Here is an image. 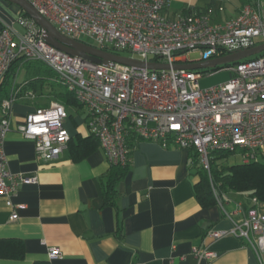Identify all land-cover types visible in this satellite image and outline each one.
<instances>
[{
	"label": "built area",
	"instance_id": "obj_1",
	"mask_svg": "<svg viewBox=\"0 0 264 264\" xmlns=\"http://www.w3.org/2000/svg\"><path fill=\"white\" fill-rule=\"evenodd\" d=\"M27 1L70 39L117 55L129 52L134 56L128 58L142 62L169 65V70L151 71L118 63L102 65L70 55L49 45L43 30L23 15L0 28V83L18 60L44 65L54 74L53 81L81 105L88 134L97 139L109 164L130 162L131 140L133 144L144 141L164 148L193 149L207 171L213 152L240 153L245 162L264 154V52L219 69H172L173 65L203 62L263 44L260 2L245 5L235 17L216 24L207 13L197 11L166 17L168 0ZM191 53H198V59L188 61ZM217 70L229 72L230 78L201 88L199 80ZM19 94L20 89L13 86L0 102V198L12 209L11 221L18 217L19 206L12 199L19 187L37 181L35 176L10 172L4 152L12 106ZM25 95L35 98L31 91ZM66 118L65 107L49 101L28 113L16 132L32 140L37 155L51 163L71 140L64 126ZM211 186L217 206L231 226L210 230L206 236L240 239L262 264L264 213L256 209L245 213L242 206L228 211L216 187ZM193 254L207 261L218 256L204 248L194 249ZM60 255L58 249L50 248L47 256L55 260Z\"/></svg>",
	"mask_w": 264,
	"mask_h": 264
},
{
	"label": "crops",
	"instance_id": "obj_2",
	"mask_svg": "<svg viewBox=\"0 0 264 264\" xmlns=\"http://www.w3.org/2000/svg\"><path fill=\"white\" fill-rule=\"evenodd\" d=\"M168 2L166 17L206 11L216 24L243 8L240 0ZM259 8L264 16V0ZM20 13L16 5L0 0V28ZM45 70L34 62H22L13 79L20 94L3 143L7 166L13 174L35 176L37 181L21 185L13 197V204L19 206L16 220H10L12 209L0 198V242H20L23 248L21 257L0 256V264H260L242 240L206 236L210 230H227L231 225L219 206L202 208L198 203L197 177L188 150L136 143L129 166L115 186L114 205L103 200L110 164L98 145L91 146L85 157H76L67 147L56 161L44 162L34 142L19 135L16 126L47 103L36 97L46 92L42 81L36 80L53 81ZM30 83L36 84L34 99L25 95ZM64 126L73 141L89 136L82 108L71 110ZM224 204L231 212L237 206L254 205L246 195L233 192L225 194ZM255 207L264 213V204ZM50 248L60 251L58 259L48 258ZM202 248L218 256L210 261L197 258L193 250Z\"/></svg>",
	"mask_w": 264,
	"mask_h": 264
},
{
	"label": "trees",
	"instance_id": "obj_3",
	"mask_svg": "<svg viewBox=\"0 0 264 264\" xmlns=\"http://www.w3.org/2000/svg\"><path fill=\"white\" fill-rule=\"evenodd\" d=\"M260 1L261 0H240L243 6L256 5L257 2ZM197 12L206 13V11ZM20 15L26 16V14L22 11ZM119 55L121 54L119 53ZM18 61L10 67L8 72L5 74L2 82L0 83V102L3 98H6L9 95L13 87V79L15 78L17 67L20 64V62ZM36 64L42 65L40 63ZM219 68L220 67H218V69ZM45 71L50 72V74L53 75L51 77L54 78V74L50 70L46 68ZM41 74L42 76H44L43 73ZM41 81L42 83L40 84L44 86V88L47 90L45 93L41 92L38 96L35 95L36 97L45 98L47 100V103L49 101H56L62 104L66 109L67 116L68 114H70L71 110H77L82 108L81 105L76 101L73 94L67 92L56 81H52L50 82V84H46V82H44V79H42ZM34 83L28 84V86L24 88V91H31L35 93L36 84ZM56 88L58 89L56 90ZM47 103L44 105H47ZM95 145L99 146V143L97 139L92 135H89L85 138L77 136L75 141H69L68 149L73 155L78 158H81L85 157L86 153H88V151L90 150V147ZM128 146L133 152V150L135 149V144H133L132 140L129 141ZM188 152L191 167L194 169V174L197 177V182L195 184V196L202 208H208L217 205L216 196L212 191L211 184L216 187L217 194L218 196H222L221 198H223L225 194L233 192L244 194L249 199H251L254 205L250 207L244 206L243 210L245 213H247L250 209H255L256 204H264V154L260 157V159L256 161L245 162L237 166H227L223 163H220L219 160L225 159L229 156V154L232 153L213 152L209 158V171H207L200 165L198 153L193 149H189ZM129 163L125 165L110 164V171L105 177L106 179L104 183L103 193V200L107 205H114V199L116 197L115 186L125 174ZM1 246L2 248H5H0V256L18 258L21 257V255L23 254V248L20 242H0V247ZM34 264L48 263L36 262ZM262 264H264V257Z\"/></svg>",
	"mask_w": 264,
	"mask_h": 264
},
{
	"label": "water",
	"instance_id": "obj_4",
	"mask_svg": "<svg viewBox=\"0 0 264 264\" xmlns=\"http://www.w3.org/2000/svg\"><path fill=\"white\" fill-rule=\"evenodd\" d=\"M8 3L14 4L19 7L29 18H31L44 32V40L51 46L62 50L70 55L78 56L82 59L102 64L110 65L112 63H118L135 68H146L151 71L156 70H168L170 67L168 64H161L156 62H142L136 59L120 56L114 53H110L104 50H100L83 42H79L70 39L61 33L42 17L27 0H4ZM264 52V43L252 48L242 49L237 52H233L227 56L215 58L203 62L187 63L181 65H173L174 70H201V69H214L226 64L236 63L240 60L258 55Z\"/></svg>",
	"mask_w": 264,
	"mask_h": 264
},
{
	"label": "rangeland",
	"instance_id": "obj_5",
	"mask_svg": "<svg viewBox=\"0 0 264 264\" xmlns=\"http://www.w3.org/2000/svg\"><path fill=\"white\" fill-rule=\"evenodd\" d=\"M21 10V9H20ZM22 11V10H21ZM23 12V11H22ZM27 16V15H26ZM28 17V16H27ZM31 19V18H30ZM36 24V23H35ZM37 25V24H36ZM38 26V25H37ZM39 27V26H38ZM40 28V27H39ZM257 42H259L257 40ZM90 43V42H89ZM122 56L125 57H133L134 55H132L129 52H121L120 53ZM188 61H193L198 59V53H191L188 55L187 57ZM42 67L46 68L44 65H41ZM49 70V69H48ZM169 70V69H168ZM53 76V75H51ZM230 78V74L227 71L224 70H217L214 71V74H211L210 76H204L199 80V86L201 88H207L216 84H220L223 83L225 81H227ZM42 79H38L36 80V82H41ZM46 81V84L50 82H48L47 80H44V82ZM46 87V85H45ZM58 88H56L57 90ZM60 89V88H59ZM47 90V89H46ZM61 90V89H60ZM47 102V100H46ZM220 163H223L227 166H237V165H241L243 163H245V160L242 158V155L240 153L238 154H229L228 157H226L225 159L219 160ZM223 198H225V196H223ZM260 212V211H257ZM261 213V212H260ZM263 214V213H262Z\"/></svg>",
	"mask_w": 264,
	"mask_h": 264
}]
</instances>
